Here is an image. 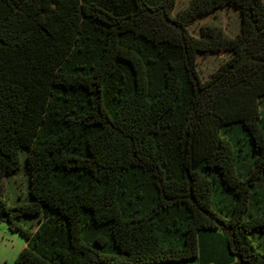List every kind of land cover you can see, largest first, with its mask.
<instances>
[{
  "label": "trees",
  "instance_id": "1",
  "mask_svg": "<svg viewBox=\"0 0 264 264\" xmlns=\"http://www.w3.org/2000/svg\"><path fill=\"white\" fill-rule=\"evenodd\" d=\"M174 4L0 0V222L25 242L12 264H190L214 233L231 264H264V214L248 211L264 197V3ZM222 7L233 37L188 33ZM216 53L201 80L196 57ZM20 155L28 202L8 207Z\"/></svg>",
  "mask_w": 264,
  "mask_h": 264
},
{
  "label": "rangeland",
  "instance_id": "2",
  "mask_svg": "<svg viewBox=\"0 0 264 264\" xmlns=\"http://www.w3.org/2000/svg\"><path fill=\"white\" fill-rule=\"evenodd\" d=\"M190 0H175L174 10L176 12L185 7ZM264 3V0H262ZM213 25L221 29V31L228 37H233L238 30V14L231 7L218 8L212 12H209L203 16L198 17L194 21L190 22L187 26L188 33L193 37H200L201 26ZM228 55L224 53L198 55L195 60V69L201 80L208 78L209 74L217 67V65L226 60ZM237 139L242 141L244 137L238 135ZM244 151L243 153H245ZM246 154V153H245ZM23 155L19 156L20 165L18 171L8 178L3 180L4 186V202L8 207L21 205L28 202L27 190H28V177L24 172V165L22 162ZM240 159L248 158L246 155L239 157ZM238 158V159H239ZM242 172L240 176H242ZM260 191L264 193V184L260 187ZM216 193V190L214 191ZM220 192V191H217ZM224 192L225 204L227 205L231 197L229 193ZM249 212H260L264 214V197H253L250 199L248 206ZM29 221V220H28ZM27 221H22L21 226L29 227ZM0 228L4 229L3 240L0 241V264L8 259L9 250L14 246V242H21L24 238L18 233H11L7 230V225L0 222ZM1 230V229H0ZM2 231V230H1ZM0 231V234H1ZM1 236V235H0ZM258 245V244H257ZM264 244L257 246L258 251H264ZM4 247V248H3ZM263 249V250H262ZM202 261L203 256H199ZM198 258L191 260V263H198Z\"/></svg>",
  "mask_w": 264,
  "mask_h": 264
},
{
  "label": "crops",
  "instance_id": "3",
  "mask_svg": "<svg viewBox=\"0 0 264 264\" xmlns=\"http://www.w3.org/2000/svg\"><path fill=\"white\" fill-rule=\"evenodd\" d=\"M36 224L31 223L28 227L30 231L35 229ZM1 236L0 241L3 240V228H0ZM13 233H11L12 235ZM214 239V240H213ZM208 242V243H207ZM200 243H205L200 247V253L203 254L204 259L202 261H198V263H190V264H231L232 259L224 254L222 250V239L219 234L214 233L212 236L207 234H202L200 236ZM207 244V245H206ZM1 245V243H0ZM25 242L21 240V242H14V246L8 253L7 261H4L3 264H12L14 258L18 254V252L24 247ZM4 248V247H3Z\"/></svg>",
  "mask_w": 264,
  "mask_h": 264
},
{
  "label": "water",
  "instance_id": "4",
  "mask_svg": "<svg viewBox=\"0 0 264 264\" xmlns=\"http://www.w3.org/2000/svg\"><path fill=\"white\" fill-rule=\"evenodd\" d=\"M4 219V214L3 212L0 211V221Z\"/></svg>",
  "mask_w": 264,
  "mask_h": 264
}]
</instances>
